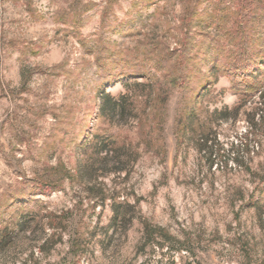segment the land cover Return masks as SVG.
Instances as JSON below:
<instances>
[{"label":"rangeland","instance_id":"obj_1","mask_svg":"<svg viewBox=\"0 0 264 264\" xmlns=\"http://www.w3.org/2000/svg\"><path fill=\"white\" fill-rule=\"evenodd\" d=\"M223 1L231 26L238 2ZM184 14V0H0V231L11 235L0 264H264V208H257L264 207V123L252 130L247 122L258 100L234 120H217L239 100L222 74L206 83L213 70L199 56L185 89L208 85L193 108L195 130H210L202 152L192 132L176 133L191 100L173 84L172 65L168 78L158 73L149 99L139 90L136 113L111 128L95 120L99 76L90 49L178 52ZM104 129L126 147L94 158L92 143L78 136ZM45 178L61 187L18 201L27 183ZM113 201L129 206L125 231L108 228ZM21 215L34 220L13 232ZM144 223L172 238L146 237Z\"/></svg>","mask_w":264,"mask_h":264},{"label":"trees","instance_id":"obj_2","mask_svg":"<svg viewBox=\"0 0 264 264\" xmlns=\"http://www.w3.org/2000/svg\"><path fill=\"white\" fill-rule=\"evenodd\" d=\"M205 1L184 0L185 14L181 24L182 38L179 40L180 50L178 52L168 53L166 48V50H159V47L154 46L145 52L142 57L133 54L119 55L106 44L90 49L89 53L95 54L94 64L99 76V87L96 93L98 108L95 111L97 123L104 122L109 126L108 128H111L116 118H124V115L136 113L137 107L135 105L138 103V98L141 97L139 90L142 88L144 92L148 91L149 99L153 92V86L158 80V73L162 70L164 73L163 79L168 78L169 74L165 71L168 70L170 65H172V71L175 70L173 72L175 73L173 75L175 79L172 80L173 84L184 88L191 100L183 103L185 112L180 111L182 115L180 114L176 120L178 127L176 133L178 134L179 131L192 132L194 137L197 138L198 144H200L198 147L199 152H202L210 143L208 139L210 130L207 129L206 133L202 132V129L195 130L196 117L193 108H195L197 102H202V97L205 98L207 94L206 86L213 85V80L218 73L229 80L230 88L228 92L238 97L239 105L231 109L232 114L227 113L228 109L220 111L217 120L236 119L240 111L255 98L258 103L251 114L248 115L250 119L247 122L252 130L264 123V117L258 116V112L264 110V0H237L238 12L236 19L231 24L233 28L229 26L230 10L223 0H218L209 10H202ZM142 2L148 3L149 0H142ZM109 4L111 3L109 2ZM62 23L66 24L64 21ZM191 31H193V34L190 33ZM194 35H201L202 40L195 43ZM79 42L83 48L86 47L83 40ZM199 56H203L200 57L202 61L200 64L210 62L209 66L211 67L209 69L213 70L211 71V80L206 81L208 85L204 81L196 87L185 89V85L188 83L187 71H190L191 66L193 68V62ZM142 81L146 82L145 85L138 83ZM118 84L123 86L125 93L111 95L105 92V88H111ZM159 98V95H155L154 100L158 103H163L166 100L163 96H161V100ZM144 110L145 108L143 112ZM214 114L216 113L213 112L210 118ZM161 119L158 120L157 129H160ZM208 125L210 127L212 123L209 122ZM87 128L88 124L86 125ZM197 131L198 134L196 135ZM78 137V142L87 140L86 142L92 143L91 156L94 158L112 152L116 155L118 152L116 150L120 149L119 151L122 152L126 147L118 140V137L113 136L111 131L106 129L91 131L89 137H86L84 133ZM116 157L121 163L120 156ZM59 169L63 175L67 174L63 167ZM47 178L27 183L25 189L19 193L18 201L26 203L33 196L48 195L53 190L61 187L62 182H51ZM107 199L108 197H103L104 201ZM257 208L264 207L258 206ZM127 209H129V206L126 203L113 201L109 230L112 232L126 230L127 225L131 222L130 217L127 215ZM33 216L21 215L18 220L11 224L10 229L12 231L18 230L23 222L27 224L30 220H34ZM143 226L144 234L148 238L155 236L161 239L172 238L160 227H152L147 223H144ZM8 232L7 227L1 229L0 245H3L6 242L5 240L11 236L8 235Z\"/></svg>","mask_w":264,"mask_h":264}]
</instances>
